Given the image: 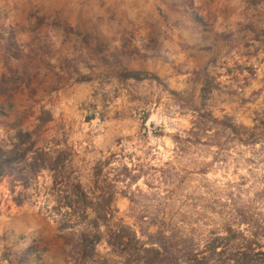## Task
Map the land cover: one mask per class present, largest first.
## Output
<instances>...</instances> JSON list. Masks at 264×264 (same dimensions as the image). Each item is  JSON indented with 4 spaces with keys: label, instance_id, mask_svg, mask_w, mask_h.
<instances>
[{
    "label": "rangeland",
    "instance_id": "rangeland-1",
    "mask_svg": "<svg viewBox=\"0 0 264 264\" xmlns=\"http://www.w3.org/2000/svg\"><path fill=\"white\" fill-rule=\"evenodd\" d=\"M19 131L146 243L264 241V0H0V145ZM0 264L123 261L5 177Z\"/></svg>",
    "mask_w": 264,
    "mask_h": 264
},
{
    "label": "trees",
    "instance_id": "trees-1",
    "mask_svg": "<svg viewBox=\"0 0 264 264\" xmlns=\"http://www.w3.org/2000/svg\"><path fill=\"white\" fill-rule=\"evenodd\" d=\"M71 163L64 150L38 145L33 132L19 131L8 145H0V179L10 177L30 191L42 213L62 230L79 231L83 243L91 244L94 251L104 241L123 264H264V241L250 229L239 230L238 241L224 236L213 239L211 250L205 252L168 250L142 241L136 231L116 220L113 194H98L80 179L64 176ZM133 243L138 247L134 252Z\"/></svg>",
    "mask_w": 264,
    "mask_h": 264
}]
</instances>
